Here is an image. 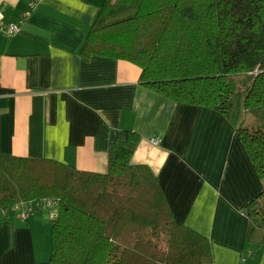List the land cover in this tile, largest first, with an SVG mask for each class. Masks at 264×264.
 <instances>
[{
    "label": "crops",
    "instance_id": "1",
    "mask_svg": "<svg viewBox=\"0 0 264 264\" xmlns=\"http://www.w3.org/2000/svg\"><path fill=\"white\" fill-rule=\"evenodd\" d=\"M104 1L38 0L30 10L29 0H0L5 23L18 26L0 30V156L103 173L110 143L134 131L131 162L151 169L175 220L209 239L215 263L264 264V246L245 240L246 207L264 183L236 128L146 86L137 62L98 54L91 31ZM24 213L0 208V264H50L48 210Z\"/></svg>",
    "mask_w": 264,
    "mask_h": 264
},
{
    "label": "trees",
    "instance_id": "2",
    "mask_svg": "<svg viewBox=\"0 0 264 264\" xmlns=\"http://www.w3.org/2000/svg\"><path fill=\"white\" fill-rule=\"evenodd\" d=\"M91 41L137 62L155 92L223 114L264 183V0H105ZM139 139L122 130L103 173L0 156V208L55 203L50 264H216L151 169L131 162ZM246 211L245 240L264 246V191Z\"/></svg>",
    "mask_w": 264,
    "mask_h": 264
},
{
    "label": "built area",
    "instance_id": "3",
    "mask_svg": "<svg viewBox=\"0 0 264 264\" xmlns=\"http://www.w3.org/2000/svg\"><path fill=\"white\" fill-rule=\"evenodd\" d=\"M30 1V10H32L35 5L37 4L38 0H29ZM0 30L3 31V33H5L6 35H11L14 34L18 31V26L16 24H6L5 21L3 20V16L0 14ZM151 141L155 144L159 143V140L157 137H153L151 139ZM17 205V204H16ZM18 206H24L25 208V213H24V218H26L28 216V214L36 209L37 206H41L40 208L43 209H47L49 212V217L52 219H55L56 217V213L52 210V208L55 206V203L52 202H48V203H44V204H40V203H18ZM253 251L249 252V255L252 254Z\"/></svg>",
    "mask_w": 264,
    "mask_h": 264
}]
</instances>
